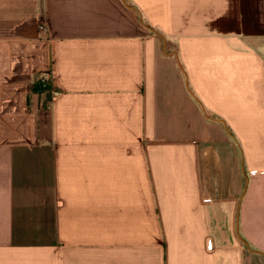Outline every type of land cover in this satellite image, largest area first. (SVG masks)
Returning <instances> with one entry per match:
<instances>
[{"label": "crops", "instance_id": "1", "mask_svg": "<svg viewBox=\"0 0 264 264\" xmlns=\"http://www.w3.org/2000/svg\"><path fill=\"white\" fill-rule=\"evenodd\" d=\"M0 264H264V0H0Z\"/></svg>", "mask_w": 264, "mask_h": 264}, {"label": "trees", "instance_id": "2", "mask_svg": "<svg viewBox=\"0 0 264 264\" xmlns=\"http://www.w3.org/2000/svg\"><path fill=\"white\" fill-rule=\"evenodd\" d=\"M33 93L40 95L42 100V107L47 108L50 106L54 95L58 92L55 85V80L50 72L38 74L31 87Z\"/></svg>", "mask_w": 264, "mask_h": 264}]
</instances>
